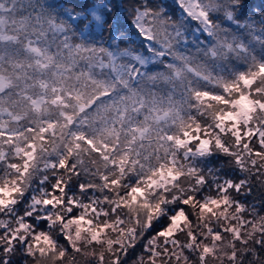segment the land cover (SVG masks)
Listing matches in <instances>:
<instances>
[{"label":"snow or ice","instance_id":"6c2138e0","mask_svg":"<svg viewBox=\"0 0 264 264\" xmlns=\"http://www.w3.org/2000/svg\"><path fill=\"white\" fill-rule=\"evenodd\" d=\"M0 264H264V0H0Z\"/></svg>","mask_w":264,"mask_h":264},{"label":"trees","instance_id":"16d2710c","mask_svg":"<svg viewBox=\"0 0 264 264\" xmlns=\"http://www.w3.org/2000/svg\"><path fill=\"white\" fill-rule=\"evenodd\" d=\"M261 2H262V0H252V3H253L254 5H256L257 7L260 6Z\"/></svg>","mask_w":264,"mask_h":264}]
</instances>
